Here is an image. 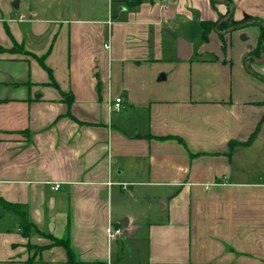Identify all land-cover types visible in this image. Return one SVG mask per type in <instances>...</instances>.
I'll return each mask as SVG.
<instances>
[{
	"label": "crops",
	"instance_id": "1",
	"mask_svg": "<svg viewBox=\"0 0 264 264\" xmlns=\"http://www.w3.org/2000/svg\"><path fill=\"white\" fill-rule=\"evenodd\" d=\"M134 2L86 19L0 0V199L35 225L26 237L4 213L0 264L68 228L86 262L264 264V0ZM41 254L66 264L62 247Z\"/></svg>",
	"mask_w": 264,
	"mask_h": 264
},
{
	"label": "rangeland",
	"instance_id": "2",
	"mask_svg": "<svg viewBox=\"0 0 264 264\" xmlns=\"http://www.w3.org/2000/svg\"><path fill=\"white\" fill-rule=\"evenodd\" d=\"M23 1V0H22ZM18 1H15V3ZM48 2H53L55 5L57 4H62L65 5L66 2L69 5L70 9H67L64 12L65 17L68 18H86V19H95V18H105L107 19L108 17V12L110 9V0H48ZM114 6V12H116V10H118L121 6H117V4H113ZM93 8H98V9H93ZM103 10V12H102ZM128 196V195H127ZM126 200H132L129 196L125 197ZM153 210L155 211V215L153 213V219L157 220V212H160L162 210V203H157L155 200L153 201ZM134 209H138V210H142V206H140L139 208H137L135 202H134ZM140 210V211H141ZM135 211V210H134ZM153 211V212H154ZM13 216H15L14 214H12ZM8 224H10V219H8ZM147 225H145V222L141 228V230L137 233L134 234V239H131L130 237H128L127 239H123L121 240V246L124 245L125 247V251H128L127 253V258L131 255V253H133V249L132 247L136 246V245H142L144 244V242H146L148 239L147 237ZM45 238V237H44ZM48 240V242L50 241V243L52 244V240L45 238ZM41 246H32V248L29 246L28 250L29 253L32 251H34V255L30 258H28L27 263L25 264H45L44 262V256L41 254L43 253L45 250L41 251L40 249ZM55 247V246H54ZM131 248V249H130ZM41 254V256H40ZM52 264H60V263H52Z\"/></svg>",
	"mask_w": 264,
	"mask_h": 264
},
{
	"label": "trees",
	"instance_id": "3",
	"mask_svg": "<svg viewBox=\"0 0 264 264\" xmlns=\"http://www.w3.org/2000/svg\"><path fill=\"white\" fill-rule=\"evenodd\" d=\"M144 0H137V2H134L133 4L136 3H141ZM219 24L218 22H202L201 23V27H202V40L203 41H207L208 40V36L210 34V32L212 31V29H214L215 27H217ZM242 25V23H232L230 26H240ZM264 41V28H261V38H260V45L258 46V48H261L262 43ZM5 51L4 49L0 48V52ZM39 62L41 64V66L49 73L51 79L53 80V73L52 71L46 66L45 63V56L39 58ZM260 78L264 79L263 76L259 75ZM53 85L57 86L56 82L53 80ZM67 99V98H66ZM69 102H71V99L69 100ZM6 212H13L14 214H16L19 219H20V223H19V229L22 230L23 234L26 237H29L30 231L33 227H35V225L28 219V209L25 205H17V204H12L9 203L7 201H5L4 199H0V218L4 215V213ZM39 234L45 238H48L50 240H52V244L49 246H41L40 249L41 251L46 250V249H50L54 246H59L62 247L65 251H66V256H67V260H66V264H106L105 262L102 261H93V262H86V261H81L79 260L76 252L74 251L73 247H72V243H71V236H70V229L68 228L67 230V234L65 237L63 238H57L51 234H46L44 232H39ZM32 248V246H30Z\"/></svg>",
	"mask_w": 264,
	"mask_h": 264
},
{
	"label": "built area",
	"instance_id": "4",
	"mask_svg": "<svg viewBox=\"0 0 264 264\" xmlns=\"http://www.w3.org/2000/svg\"><path fill=\"white\" fill-rule=\"evenodd\" d=\"M125 105H124V100L122 96H118L113 100V109L115 112H121L124 110ZM60 185L56 184L54 189H59ZM122 228H108L107 233L111 238H117L122 235Z\"/></svg>",
	"mask_w": 264,
	"mask_h": 264
},
{
	"label": "water",
	"instance_id": "5",
	"mask_svg": "<svg viewBox=\"0 0 264 264\" xmlns=\"http://www.w3.org/2000/svg\"><path fill=\"white\" fill-rule=\"evenodd\" d=\"M16 6L18 7V4H16ZM122 224L124 225V223L122 222ZM126 224V223H125Z\"/></svg>",
	"mask_w": 264,
	"mask_h": 264
}]
</instances>
